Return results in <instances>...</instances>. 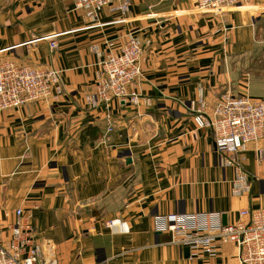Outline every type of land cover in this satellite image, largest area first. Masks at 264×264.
<instances>
[{
  "label": "crops",
  "instance_id": "0c3cea01",
  "mask_svg": "<svg viewBox=\"0 0 264 264\" xmlns=\"http://www.w3.org/2000/svg\"><path fill=\"white\" fill-rule=\"evenodd\" d=\"M121 18L105 8L96 26L73 0H0V57L61 70L64 92L0 114V240L21 209L57 264H236L230 245L186 257L154 219L218 212L234 224L240 210L264 208V153L242 152L251 190L235 198L233 169L193 121L199 101L209 113L224 93L264 101V0L217 15L198 13L195 0H130ZM129 33L147 42L142 78L128 87L141 104L88 110L98 53L116 52ZM51 35L54 50L42 39ZM113 219L128 232L107 229Z\"/></svg>",
  "mask_w": 264,
  "mask_h": 264
},
{
  "label": "built area",
  "instance_id": "2783aa9c",
  "mask_svg": "<svg viewBox=\"0 0 264 264\" xmlns=\"http://www.w3.org/2000/svg\"><path fill=\"white\" fill-rule=\"evenodd\" d=\"M241 0H195V10L200 14H223L238 6ZM130 0H73V9L83 12L86 19L96 23L105 8L119 14L118 22L129 10ZM50 50L57 48L56 35L46 36ZM144 44L132 33L119 52L111 50L101 58L95 92L87 95V102L95 108L114 99L139 102L135 93L128 94L127 86L141 77ZM111 49L113 44L109 43ZM1 53V51H0ZM63 92L61 70L53 67H37L17 64L0 57V114L17 110L27 104L55 100ZM193 117L196 128L207 129L213 137L219 166L232 168L231 194L241 198L251 190L250 179L242 164L241 154L248 146L255 147L256 158L262 160L264 150V101L248 95H221L208 108L204 101ZM156 232L168 233L171 244L189 249L190 258L216 257L221 247L230 245L235 251L236 264H264V208H247L239 211L234 224H223L218 212L189 213L157 216ZM105 227L117 233H127V225L118 219L108 220ZM0 264H57L55 248L51 243H40L30 217L21 209L15 211V219L9 226V235L0 240Z\"/></svg>",
  "mask_w": 264,
  "mask_h": 264
},
{
  "label": "rangeland",
  "instance_id": "374dc122",
  "mask_svg": "<svg viewBox=\"0 0 264 264\" xmlns=\"http://www.w3.org/2000/svg\"><path fill=\"white\" fill-rule=\"evenodd\" d=\"M125 42H126V38H125V40H124V43H123V45L125 44ZM111 44H113V43H111ZM122 45V46H123ZM107 46H108V44H107ZM121 46V47H122ZM121 47L119 48V50L121 49ZM119 50H117L116 52H114V53H117V52H119ZM143 53H144V50H143ZM103 55V54H102ZM144 59V58H143ZM100 61H101V58H100ZM100 63V62H99ZM99 63H98V65H99ZM99 69H100V67H99ZM99 69H98V71H97V74H98V72H99ZM141 74L143 75V71H142V68H141ZM61 73H62V71H61ZM97 74H96V80H97ZM142 75H141V77L138 79V80H140L141 78H142ZM138 80H136V81H134V82H132L130 85H132V84H134L135 82H137ZM62 85V84H61ZM130 85H128L127 86V93L128 94H131V93H134V92H131V93H129L128 92V87L130 86ZM95 86H96V81H95ZM95 86H94V88H93V90L90 92V93H87L85 96H84V98H83V100H84V103H85V106L88 108V110H91V111H97V110H102V109H104L105 111H110L111 110V108H112V102H120V101H127V102H129L131 105H133V106H137V105H140L141 104V96H139L138 94H136L137 96H139V102L137 103V104H133L131 101H129V99H126V98H122V99H114V100H112L111 102H109L107 105L106 104H100V105H98L97 107H95V108H93V107H91L90 106V103L89 102H87V95H90V94H93L94 92H95ZM63 89V88H62ZM63 93L64 92H62V94L59 96V97H57V98H61L62 96H63ZM224 94H226V93H224ZM221 95H223V94H221ZM221 95H219V97L221 96ZM249 96V95H248ZM218 97V98H219ZM57 98L55 99V100H57ZM217 98V99H218ZM54 99L53 100H51V103L52 102H54L55 101ZM50 102H48V104H49ZM204 103L207 105V107H208V104L204 101ZM214 104H215V102H214ZM213 104V105H214ZM212 105V106H213ZM206 114H209V113H207L206 112ZM107 123H108V125H107V132H111L112 131V127L110 126V121L108 120L107 121ZM205 130H207V129H205Z\"/></svg>",
  "mask_w": 264,
  "mask_h": 264
},
{
  "label": "water",
  "instance_id": "95a60500",
  "mask_svg": "<svg viewBox=\"0 0 264 264\" xmlns=\"http://www.w3.org/2000/svg\"><path fill=\"white\" fill-rule=\"evenodd\" d=\"M130 160L128 159V162H129ZM227 222H226V217L225 216H223V224L225 225ZM184 255L186 256V257H188V255H189V249L188 248H184Z\"/></svg>",
  "mask_w": 264,
  "mask_h": 264
}]
</instances>
